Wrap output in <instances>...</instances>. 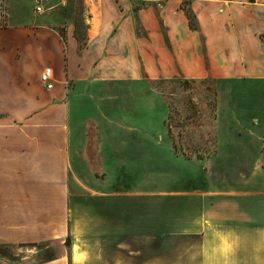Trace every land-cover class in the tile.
<instances>
[{
    "label": "crops",
    "instance_id": "0c3cea01",
    "mask_svg": "<svg viewBox=\"0 0 264 264\" xmlns=\"http://www.w3.org/2000/svg\"><path fill=\"white\" fill-rule=\"evenodd\" d=\"M69 1L46 0L38 13L35 0L36 16L26 18L17 0H0V244L71 237L61 255L34 264H154L153 188L123 189L118 171L196 158L176 152L168 104L155 128L164 100L134 102L139 116L101 114L99 103L122 85L211 78L226 93L217 103L216 149L204 164L234 171L226 207L241 240L223 242L216 231L211 240L157 248L167 264H248L249 251L264 248L247 240L250 222L264 223V0H189L194 28L185 0H146L139 18L136 0H88L84 29L71 5L64 8ZM45 67L53 69L51 89L40 79ZM92 183L95 194L86 191ZM161 201L162 212L194 219L179 233L203 232L197 213L207 196L179 190Z\"/></svg>",
    "mask_w": 264,
    "mask_h": 264
},
{
    "label": "rangeland",
    "instance_id": "374dc122",
    "mask_svg": "<svg viewBox=\"0 0 264 264\" xmlns=\"http://www.w3.org/2000/svg\"><path fill=\"white\" fill-rule=\"evenodd\" d=\"M17 1L16 13L19 16L26 18L36 16L34 14L35 0ZM8 4L10 8V2ZM70 5L73 22L78 26V29H84L85 18L89 9L88 0H70L64 8ZM145 5L146 0H136L133 3V9L137 12L138 18L140 17V10L145 9ZM182 8L188 17L190 16V23H194L197 26L195 12L191 7L190 1H183ZM12 11L13 9L11 8L10 13ZM79 37L81 38V35ZM104 92L98 107L101 114L117 112L125 115L129 112L132 113L133 109V114L139 116L141 110L138 109L137 111L136 107L132 105L134 102L137 101L140 104L143 99L150 97L164 100L161 106L158 103L156 104L157 107L154 111L155 128H160L158 116L164 113L163 109H167L166 105L168 104L169 112H167L166 125L170 129L176 152L186 157L196 158H193L195 159V164H185L181 160L182 164L173 168L163 166L159 162L155 163L157 168L151 171L141 169L118 171L123 189L139 191L140 188H153L155 196L154 264H163V262L167 264V261H162L160 257L165 251L157 248V245H161L162 242H200L202 240H211L212 234L210 233L216 231H223L218 234L223 242H233L237 241V239L240 241L241 236L233 235V233L235 229L237 231L241 226L228 217L231 209L226 207V205L229 206L230 204V192L237 182L233 177L234 171L213 168L204 164L207 162L206 159L213 155L216 149L217 103L220 99H225L226 93L224 90L217 89V82L211 78L189 79L175 77L149 81L148 84L143 82L135 86L122 85L118 89H106ZM260 97H264V95ZM142 108L144 109L145 107ZM139 119L140 121H145L144 113ZM96 172L101 174V171ZM253 174H255V171H250V177ZM96 187L97 185L92 183L86 191L95 194L93 191ZM179 190L200 192L203 196H207L208 208H203L200 213H197V221L203 231L202 233L208 232L206 235L199 231L191 235L179 233L178 231H181L184 226H192V223H195L194 219L179 216L177 211L170 215L169 212L167 214L162 212L161 205L164 203L161 198ZM260 221L263 222L262 220ZM260 226L263 227L264 223H259L257 219L251 221L249 226H247L251 233L247 240L251 243H258L259 241L264 243V234L252 233L254 229L257 230ZM168 231H171V233H167ZM67 239H69L68 242ZM67 239L64 244L61 240L44 241L37 245L9 244L7 247L0 249V264H34L46 255L45 251L48 249H50V254L59 256L64 252V245L71 243V237ZM138 240L142 241L141 239ZM169 252H173L174 263H177L176 258L179 251L171 250ZM249 253L250 262L248 264H258V258H261V264H264V248L260 250L251 249Z\"/></svg>",
    "mask_w": 264,
    "mask_h": 264
},
{
    "label": "built area",
    "instance_id": "2783aa9c",
    "mask_svg": "<svg viewBox=\"0 0 264 264\" xmlns=\"http://www.w3.org/2000/svg\"><path fill=\"white\" fill-rule=\"evenodd\" d=\"M68 0H60L62 4H65ZM46 0H36V12H43L45 10ZM5 9L0 6V26L5 24L4 15ZM41 82L48 88L51 89L54 86L53 69L52 67H45L40 75Z\"/></svg>",
    "mask_w": 264,
    "mask_h": 264
},
{
    "label": "trees",
    "instance_id": "16d2710c",
    "mask_svg": "<svg viewBox=\"0 0 264 264\" xmlns=\"http://www.w3.org/2000/svg\"><path fill=\"white\" fill-rule=\"evenodd\" d=\"M190 17V16H189ZM191 27H196V24H194V23H191ZM69 241V239H67V242ZM22 244H30V245H37L38 243H22ZM9 244H7V243H1L0 244V249H2V248H5V247H7ZM48 249V248H47ZM49 250L50 249H48V250H46L45 251V256L44 257H42L41 259H39L38 261H37V263H42V262H46V261H50V260H53V259H55L56 258V256H54L53 254H50L49 253Z\"/></svg>",
    "mask_w": 264,
    "mask_h": 264
}]
</instances>
